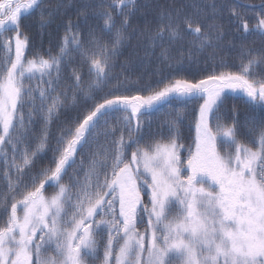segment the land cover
I'll use <instances>...</instances> for the list:
<instances>
[{
  "label": "snow or ice",
  "instance_id": "snow-or-ice-1",
  "mask_svg": "<svg viewBox=\"0 0 264 264\" xmlns=\"http://www.w3.org/2000/svg\"><path fill=\"white\" fill-rule=\"evenodd\" d=\"M257 112L264 0H0V264H264Z\"/></svg>",
  "mask_w": 264,
  "mask_h": 264
},
{
  "label": "trees",
  "instance_id": "trees-1",
  "mask_svg": "<svg viewBox=\"0 0 264 264\" xmlns=\"http://www.w3.org/2000/svg\"><path fill=\"white\" fill-rule=\"evenodd\" d=\"M241 2L247 5H259L261 3V0H241ZM71 14H72V10L70 9L69 15ZM249 15H251V13H249ZM73 20H75L74 16H73ZM61 23H62L61 21H57L56 24L52 25V27L47 29V34H44L43 30L39 28L37 17H30L25 20V25L27 30L32 35L36 44L38 46H42L44 50H47L50 47H54L56 42L63 35V28L61 27ZM255 46H259L258 40ZM233 58L235 59V54H233ZM233 104L237 106L240 114V119L243 120L245 113L249 111L248 107L239 97L229 98L228 107H231ZM256 115L257 118H259L261 115H264V113L257 112Z\"/></svg>",
  "mask_w": 264,
  "mask_h": 264
}]
</instances>
